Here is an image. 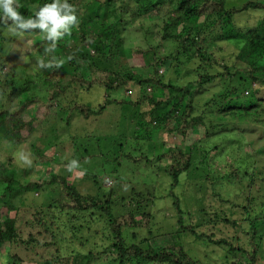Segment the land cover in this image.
Listing matches in <instances>:
<instances>
[{
    "label": "rangeland",
    "instance_id": "374dc122",
    "mask_svg": "<svg viewBox=\"0 0 264 264\" xmlns=\"http://www.w3.org/2000/svg\"><path fill=\"white\" fill-rule=\"evenodd\" d=\"M94 1L85 0L86 6L82 7V0L77 14H84L85 9L88 12ZM114 1L117 8L120 7L125 12L129 6L135 5L133 0ZM263 1L225 0V9L238 8L247 2ZM175 2L176 0H165V4L155 12L133 20L132 24L129 23L128 12L125 13L123 20L126 24L129 23L128 29L122 32L126 57H115L116 64L112 61L103 62L104 60L102 64H98L124 72L145 73L142 69L143 59H134L126 51L134 46L146 48L148 45L155 46L158 59L170 62L171 60L164 58L174 56L177 43L170 38L162 39V36L165 24L172 17L170 11ZM262 19L264 10L259 9L235 14L231 27L226 30L228 34L225 39L211 44L212 57L216 60L222 58L230 66L234 64L233 70L236 64L240 66L235 62L234 55L243 43L242 33L255 28ZM180 31L181 27H173V33ZM235 33L239 35H232ZM13 36L14 33L6 28L2 49L0 44V55L4 56L8 51L14 54L11 70L16 74V87L24 90L21 98L24 95L44 97L43 78L47 69L38 68L37 60L40 57L34 50H30L31 47L26 49L21 39L17 42V36L10 38ZM14 39V44H9ZM28 50L31 52L26 55ZM200 64L199 60H192L167 72H164L167 68L163 67L159 74L165 76L164 82L171 80V83L184 85L195 79ZM259 65L264 67V58ZM205 68L211 74L216 69ZM7 71L9 69L5 70ZM0 80L3 82L0 84V108L11 110L16 106L17 99L7 96L9 90L4 83V76ZM227 80L211 82L209 86L202 87L193 105L194 115L203 119L204 126L189 131L183 139L167 131L172 123L166 126L142 123L145 122L141 121L142 118L147 121L151 119V107L145 104L132 105L140 96L133 83L128 86L135 89L131 97L126 96L124 87L107 92L100 86H93L88 90L72 86L70 92L59 100L49 118H43L40 109L36 112L32 111L33 108L28 109L35 115L31 136L17 147L0 141V160L14 159L12 166L18 181L14 185L15 189L26 182L44 179L46 175L60 176L75 185L83 195L98 194L103 199L110 197L109 208L113 216L129 210L149 213L151 219L148 228L123 232L125 243L148 244L152 248L178 246L191 261L199 264H237L242 259L231 255L226 245L214 244L206 238L197 239L186 229L187 226L195 234L211 235L212 241L221 239L234 248L250 250L246 234L251 222L258 219V248L254 264H264V182L259 180L264 177L258 174L260 170H264V160L258 161L259 154H264V101L248 110L245 116L242 110L234 111L241 117L233 119L227 115L228 112L223 111L228 99H220V93L228 89L225 85ZM147 91L149 90H144L146 93H153V90ZM167 97V91L161 90L157 100L164 101ZM106 99L121 100L123 104L112 103L101 115H92L88 119L76 111L70 114L66 108L71 103H78L95 109ZM143 107L146 108L145 112ZM231 112L232 110L229 111ZM168 146L192 148L191 167L178 177V183L172 190L173 196L179 200L182 212L180 218L174 210L173 197L169 195L172 178L162 170L166 162L157 160V156ZM19 149L31 152V167L18 166L15 153ZM35 149L41 150L51 162H37L33 153ZM140 155L145 156L142 162L130 159ZM72 160H76L78 166L69 169ZM253 166L257 168L255 171L252 170ZM92 176L95 185L88 179ZM104 180H109L112 184L107 182L106 185H101ZM20 191L12 195L10 203L15 210L10 216L15 219V230L20 240L26 243H6L0 251V264H7L8 261H15L17 264H42L53 255L67 256L71 264H120L111 255L104 259L102 252L106 253L113 241L107 237L105 239L100 233L103 232L102 220L97 224L84 217L72 222L69 216L58 212L53 202L58 195L57 187L47 186L45 190L37 192ZM2 192L0 189V208L5 201L1 197ZM135 194L142 195L145 200L142 205H126L123 200L134 199ZM150 197L153 199H149ZM36 214L39 218H35ZM84 224H87L86 227ZM88 226L90 232L87 230ZM30 236L35 242L30 241ZM2 253H8L10 260L3 258ZM90 255L91 258L86 259ZM124 264L141 263L128 260Z\"/></svg>",
    "mask_w": 264,
    "mask_h": 264
},
{
    "label": "trees",
    "instance_id": "16d2710c",
    "mask_svg": "<svg viewBox=\"0 0 264 264\" xmlns=\"http://www.w3.org/2000/svg\"><path fill=\"white\" fill-rule=\"evenodd\" d=\"M133 1L134 7L129 6L127 13L124 9L117 8L114 0H95V4H90L92 8L88 12L85 9L84 14L79 16L77 13L82 0H69L76 8L79 23L71 29L70 34H66L57 42L55 50L48 55H45L44 49L48 47L49 42L44 39V34L38 29L17 33L10 37L12 39L17 36L15 38L17 42L21 39V43L26 49L31 47L30 50H34L45 61L55 57L57 61H63V64L59 68H45L47 71L43 78L45 85L44 97L24 95L21 98L24 90L16 87V74L11 70L13 53L8 51L4 56L0 55V77L4 76V83L9 90L7 96L17 99L16 106L13 109L0 108V141L10 143V145L16 147L23 144L31 136L35 120V115L30 113L28 109L33 108V112L40 109L42 117L45 119L49 118L52 112L54 113L56 106H58L59 100L70 92L72 86H77L83 90H88L93 86H100L107 92L124 87L127 97L133 96L134 90L137 89V94H140V96L135 102H132V105L143 106L145 104L151 107L149 113L151 119L147 121L142 118L141 121H145L142 123L146 125L156 123L161 126L172 123V126L167 131L175 133L182 139L186 137L189 131L196 127L204 126L203 119L194 115L195 106L193 104L202 87L211 82L215 83L228 79L225 82L228 89L220 93L221 98L219 95L218 97L222 101L223 98L228 99L226 102L227 107L223 111L228 112L227 115L233 119L241 117V115H236L234 111L242 110L245 116L248 110L257 106L259 102L264 101V67L261 68L262 66L259 65L260 60L264 58V19L255 28L248 29L242 33L243 43L234 55L235 62L239 63L240 66L236 64L234 70L232 67L234 64L230 66L222 58L219 60L214 59L211 52V44L225 39V35L228 34L226 30L231 27L232 17L235 14L249 9L264 10V1L247 2L241 7L226 10L225 0H176L174 8L170 11L172 17L170 22L165 24L162 36V39L170 38L177 43L174 56L172 58H164L171 61L165 62V60L158 59L155 46L151 45L146 48L134 46L126 51L127 55L132 58L135 57L134 59H143L142 69L145 70V73L141 74L130 71L124 72L118 69L114 70L98 64V62L102 64L103 62L110 63V61L116 64L115 57H126L122 45V32L128 29L127 25L130 22L132 24L133 20L155 12L165 4V0ZM45 2L47 0H17L18 10L26 18H31L34 16L35 11ZM83 2L85 5L83 4L82 7H85L87 2L85 0ZM125 13H127L129 19L127 24L123 20ZM10 23L9 21L8 24ZM8 24L0 23L1 49L5 38L4 32L6 28H9ZM173 27H181V31L173 33ZM232 35L238 36L239 34L235 33ZM15 39L9 44L13 45ZM30 50L25 54H29ZM68 51L70 52L69 54L67 53ZM192 60H199L201 64L198 66L195 79L184 85L171 83V80L164 82L165 76L159 74V70L162 73L161 69L163 67L167 68V70H164V72H167ZM205 67H214L216 69L213 68L215 72L211 74L208 73L209 71ZM7 69L9 71L5 72ZM1 82L0 80V84L3 83ZM132 83L135 85L134 90L128 88ZM146 89L149 91L153 90V93L144 92ZM161 90L167 91L168 94L164 101L157 100V95ZM151 93L152 96H150ZM112 103L120 105L123 104V101L106 99L95 109L78 103H71L66 108L70 114L76 111L82 117L88 119L92 115H101L106 107ZM143 109V112H145L146 108L143 107ZM231 110L232 112L229 113ZM254 117L255 121L256 115ZM191 149L190 147L182 149L177 146H168L157 156L159 162H166L162 170L172 178L169 195L173 197V207L179 218L182 212L179 200L173 196L172 190L178 183V177L191 167ZM33 153L37 158V162H51V159L45 157L41 150L35 149ZM259 156L260 160L258 161L264 160V154H259ZM130 159L135 162H142L145 156H133ZM13 162L14 159L12 158L0 160V189L3 191L1 197L2 199L5 198L3 207L0 208V251L6 243L10 245L18 241L23 244L26 243L20 240L15 230V219L10 216V213L15 210L10 203L13 193L21 192L20 189L37 192L45 190L47 186H55L57 187L58 195L53 199V202L60 214L69 216L72 222L79 221L84 217L85 219L88 217V220H92L97 224L102 220L103 232L100 233L105 239L107 237L113 241L106 253L105 251L102 252L104 259L111 255L116 257L120 264H124L128 260H134L141 264H199L191 261L178 246L152 248L148 244L145 246L141 244L127 245L123 232L148 228L151 215L147 212L136 213L129 210L123 214L113 216L109 208L110 197L103 199L98 194L83 195L75 185L70 184L63 177L46 175L44 179L26 182L20 188L18 186L19 189H15L14 185L18 184V181L12 166ZM256 169L253 166L252 170L255 171ZM263 173L264 170H260L258 174L264 177ZM88 179L92 180L95 185L93 176L88 177ZM259 180L264 182V178ZM107 182L110 181L104 180L101 185H106ZM109 190L112 191V188L110 189L109 187ZM135 198H138V200ZM149 199L153 198L150 197ZM123 201L126 205H131V207H139L145 200H143L141 194H135L134 199ZM138 211L140 212V210ZM35 218H39L37 214ZM258 223V219L252 221L249 226V232L246 234L250 250L242 247L234 248L230 243L221 239L212 241L211 235L195 234L189 226L186 229L193 233L197 239L206 238L207 241L214 244H223L229 247L231 255L240 256L242 259L237 264H254L258 248L256 235L258 233ZM87 224H84V226L86 227ZM87 230L90 232L89 226ZM29 239L31 242H35L31 236ZM4 251H8V249H4ZM3 258L10 260L8 253L6 255L3 254ZM90 258L91 255L86 259ZM7 264L17 263L8 261ZM42 264H71V260L67 256L53 255L44 260Z\"/></svg>",
    "mask_w": 264,
    "mask_h": 264
},
{
    "label": "clouds",
    "instance_id": "9594fccd",
    "mask_svg": "<svg viewBox=\"0 0 264 264\" xmlns=\"http://www.w3.org/2000/svg\"><path fill=\"white\" fill-rule=\"evenodd\" d=\"M17 0H0V23L8 24L9 30L14 33H23L33 29H38L44 34V39L49 42L48 47L44 49L45 55L53 52L57 42L78 23L76 8L69 0H47L35 11L31 18H26L18 10ZM63 61H57L53 57L49 61L43 58L37 60L38 68H59ZM15 159L20 167L32 166V154L30 151L19 149L15 153ZM78 166L76 160H72L69 169Z\"/></svg>",
    "mask_w": 264,
    "mask_h": 264
}]
</instances>
